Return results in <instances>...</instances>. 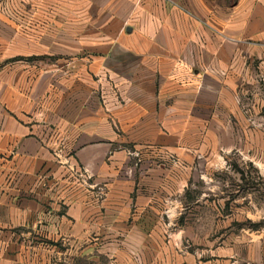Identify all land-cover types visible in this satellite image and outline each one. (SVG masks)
<instances>
[{
    "label": "rangeland",
    "instance_id": "obj_1",
    "mask_svg": "<svg viewBox=\"0 0 264 264\" xmlns=\"http://www.w3.org/2000/svg\"><path fill=\"white\" fill-rule=\"evenodd\" d=\"M261 4L242 77L197 93L190 113L177 101L157 114L124 81L94 75L89 50L61 47L83 42L59 2L0 0V74L19 75L32 122L51 129L37 262L52 251L51 264H264Z\"/></svg>",
    "mask_w": 264,
    "mask_h": 264
},
{
    "label": "crops",
    "instance_id": "obj_2",
    "mask_svg": "<svg viewBox=\"0 0 264 264\" xmlns=\"http://www.w3.org/2000/svg\"><path fill=\"white\" fill-rule=\"evenodd\" d=\"M48 1L59 2L63 15L77 18L75 32L83 45L67 36L61 47L89 50L82 60L94 75L106 72L124 81L125 90L132 87L151 99L157 114L171 113L167 108L175 109L177 101L183 106L181 113H190L187 107L204 96L197 93L228 91L242 77L245 43L250 42L246 34L260 39L264 2ZM29 92L21 90L19 75L0 74V264H38L32 249L33 221L47 205L53 206L36 177L51 166V129L45 122H32ZM43 254L39 264H51L47 254L52 251Z\"/></svg>",
    "mask_w": 264,
    "mask_h": 264
}]
</instances>
